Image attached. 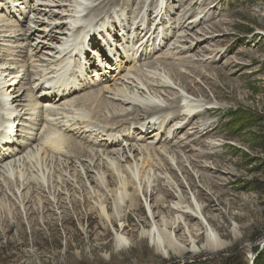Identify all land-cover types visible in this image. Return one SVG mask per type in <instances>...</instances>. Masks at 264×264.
<instances>
[{"label": "bare ground", "instance_id": "6f19581e", "mask_svg": "<svg viewBox=\"0 0 264 264\" xmlns=\"http://www.w3.org/2000/svg\"><path fill=\"white\" fill-rule=\"evenodd\" d=\"M100 1L0 0L1 219L8 206L16 214L21 205L28 215L42 209L47 221H66L70 207L79 219L82 209L98 211L101 227L119 223L120 252L135 250L129 220L146 206L152 221H143L139 242L149 239L156 253L227 250L193 179L212 191L235 171L218 150L223 140L201 139L216 134L218 122L207 118L222 108L220 73L210 63L217 42L207 41L224 19L206 23L222 6L211 0L206 12L205 0H191L165 29L174 0H139L136 9L132 0Z\"/></svg>", "mask_w": 264, "mask_h": 264}, {"label": "rangeland", "instance_id": "374dc122", "mask_svg": "<svg viewBox=\"0 0 264 264\" xmlns=\"http://www.w3.org/2000/svg\"><path fill=\"white\" fill-rule=\"evenodd\" d=\"M138 1L132 0V9H136ZM106 2L101 4L105 5ZM156 2L149 3L150 12L160 1ZM210 2L211 0H205L200 7H205L206 12L212 10L213 4ZM217 2L222 9L206 23L217 22L222 18L224 21L217 25L220 29L228 30L223 32L218 29L214 38L207 42L212 45L217 42L215 57L210 63L220 73L221 78L215 83L219 85L223 98L216 104L223 109L213 115L212 119L207 118L218 122L216 131L214 130L216 134H209L201 139H205L207 144L223 140L222 147L218 150L224 158L236 165H231L235 169L230 173L232 180L214 187L212 191L204 187L198 177L193 179L202 191V203L210 204L208 214L215 217L214 228L218 230L222 241L230 247L218 252L187 254L186 257H164L152 250L149 239L144 243L139 242L140 233L145 228L143 224L152 221L145 206L140 212H132L129 220V229L133 233L129 238L136 244L135 250L132 248L118 252L114 245L119 223H106V228L101 227L98 211L86 214L85 209H82L80 212L83 218L79 219L69 206L66 221L51 218L47 221L42 209L28 215L21 205L17 207V214L8 206L6 210L4 208L7 213L3 214L2 219L0 217V264H255L258 260L261 264L259 256L264 251V0H216L215 3ZM194 3L183 0L181 4L174 0L172 4H176V8L170 14L171 20L164 21L165 29L180 16L178 13L183 9L182 6H187L188 10L193 8ZM109 7L112 6L108 5L106 8ZM154 15H157L156 11ZM167 42L169 41L165 43ZM207 42H202V45L210 46ZM165 49H168L166 44L163 47L164 51ZM197 49H193L191 53ZM210 80L214 81L213 78ZM197 83L208 91V87L200 80ZM210 94L208 91V95L213 97ZM188 131L190 130L186 132ZM179 137L184 141L191 138L190 135H179L174 140H179ZM188 145L196 149L202 148L198 142H189ZM190 146L186 148L187 153H195ZM198 160L206 159L201 157ZM209 161L212 162V159ZM177 174L184 181L188 196L193 198L182 173ZM219 183L222 181L219 180ZM37 207L38 205L35 206ZM58 212L54 214L56 218L61 214L60 210ZM196 223L197 219L191 225ZM66 228L73 232L72 237L67 235ZM184 232L186 231L182 229L178 233ZM99 233L102 234L100 237L97 236ZM195 240L199 247L206 243L204 234L196 236ZM130 246L131 244L128 245Z\"/></svg>", "mask_w": 264, "mask_h": 264}, {"label": "trees", "instance_id": "16d2710c", "mask_svg": "<svg viewBox=\"0 0 264 264\" xmlns=\"http://www.w3.org/2000/svg\"><path fill=\"white\" fill-rule=\"evenodd\" d=\"M261 258L260 262L261 264H264V251L261 253V255L259 256V259ZM259 261V260H258ZM256 262L255 264H259V262Z\"/></svg>", "mask_w": 264, "mask_h": 264}]
</instances>
